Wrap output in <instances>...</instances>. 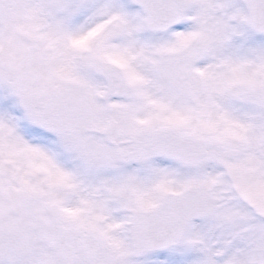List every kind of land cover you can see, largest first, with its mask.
Returning <instances> with one entry per match:
<instances>
[{"label":"snow or ice","instance_id":"obj_1","mask_svg":"<svg viewBox=\"0 0 264 264\" xmlns=\"http://www.w3.org/2000/svg\"><path fill=\"white\" fill-rule=\"evenodd\" d=\"M0 264H264V0H0Z\"/></svg>","mask_w":264,"mask_h":264}]
</instances>
